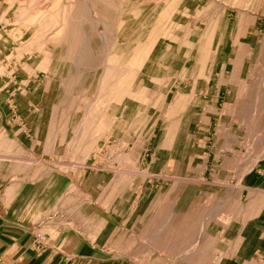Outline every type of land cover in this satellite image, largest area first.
<instances>
[{
	"label": "rangeland",
	"instance_id": "1",
	"mask_svg": "<svg viewBox=\"0 0 264 264\" xmlns=\"http://www.w3.org/2000/svg\"><path fill=\"white\" fill-rule=\"evenodd\" d=\"M263 202L264 0H0V219L23 249L264 264Z\"/></svg>",
	"mask_w": 264,
	"mask_h": 264
},
{
	"label": "crops",
	"instance_id": "2",
	"mask_svg": "<svg viewBox=\"0 0 264 264\" xmlns=\"http://www.w3.org/2000/svg\"><path fill=\"white\" fill-rule=\"evenodd\" d=\"M248 233L256 235L258 239L264 237V202L260 205L258 212L250 221ZM21 242L18 239V234L6 229L5 224L1 223L0 219V259L14 261L19 257L21 258L19 264H63L58 259L59 257L53 256L52 252L45 251L44 253H40L26 251L21 247Z\"/></svg>",
	"mask_w": 264,
	"mask_h": 264
},
{
	"label": "built area",
	"instance_id": "3",
	"mask_svg": "<svg viewBox=\"0 0 264 264\" xmlns=\"http://www.w3.org/2000/svg\"><path fill=\"white\" fill-rule=\"evenodd\" d=\"M0 264H4L3 262H0Z\"/></svg>",
	"mask_w": 264,
	"mask_h": 264
}]
</instances>
